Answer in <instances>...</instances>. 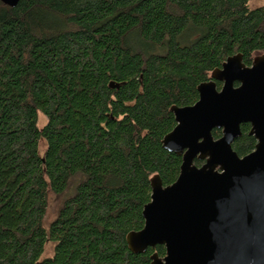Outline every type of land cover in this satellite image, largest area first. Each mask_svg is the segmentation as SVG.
I'll use <instances>...</instances> for the list:
<instances>
[{"label": "trees", "instance_id": "obj_1", "mask_svg": "<svg viewBox=\"0 0 264 264\" xmlns=\"http://www.w3.org/2000/svg\"><path fill=\"white\" fill-rule=\"evenodd\" d=\"M250 1L0 0V264L165 255L164 245L133 252L127 234L144 226L151 178L179 177L182 156L162 143L177 124L171 106L195 103L230 55L250 64L264 52V6ZM249 127L240 155L255 148ZM77 176L47 231L49 194ZM48 240L55 255L40 261Z\"/></svg>", "mask_w": 264, "mask_h": 264}, {"label": "water", "instance_id": "obj_2", "mask_svg": "<svg viewBox=\"0 0 264 264\" xmlns=\"http://www.w3.org/2000/svg\"><path fill=\"white\" fill-rule=\"evenodd\" d=\"M197 89L194 104L171 106L177 124L162 141L183 156L179 177L166 186L151 178L144 226L127 234L128 246L141 253L164 245L151 264H264V53L251 66L240 52L229 56ZM245 123L257 143L240 156L233 144Z\"/></svg>", "mask_w": 264, "mask_h": 264}, {"label": "rangeland", "instance_id": "obj_3", "mask_svg": "<svg viewBox=\"0 0 264 264\" xmlns=\"http://www.w3.org/2000/svg\"><path fill=\"white\" fill-rule=\"evenodd\" d=\"M249 6L251 8L264 6V0H251L249 2ZM243 62L245 64H248L245 61H243ZM216 68H218V67H216ZM212 72H211L210 76L212 75ZM47 122H48V117L44 113L39 112V118H38V126H39V128H43L47 124ZM221 132L222 131L219 130V129L214 130L213 131L214 137L215 138L220 137L221 136ZM249 132H250V127L248 128V133ZM249 135H250V133H249ZM234 146H235V144H233V147ZM46 149H47V145H46V143L44 141V142L41 143V146H40V154L44 155L45 152H46ZM234 149H235V147H234ZM241 156H243V155H241ZM196 164H200V161H197ZM80 180H81L80 176H77V177L73 178L72 182L70 183V185L68 187V189L66 191H64L60 195H56L54 193H50L49 194V200H48L49 204H48L46 215L44 217V227L46 228L47 231H50L51 225L57 219V216H58L61 208L63 207L65 201L67 199H69L70 197H72L76 193L77 184L80 182ZM56 246H57V243L55 241L48 240L46 242V244H45L44 251L42 252V254L40 256V261H42V260H44L46 258H49V257H53L55 255Z\"/></svg>", "mask_w": 264, "mask_h": 264}, {"label": "flooded vegetation", "instance_id": "obj_4", "mask_svg": "<svg viewBox=\"0 0 264 264\" xmlns=\"http://www.w3.org/2000/svg\"><path fill=\"white\" fill-rule=\"evenodd\" d=\"M264 53V52H263ZM263 53H260V54H263ZM260 54H258V55H260ZM234 55V54H233ZM258 55H256V56H258ZM256 56H254V58L256 57ZM254 58H253V60H252V62L250 63V64H246L247 66H251L252 64H253V61H254ZM243 61H244V59H243ZM222 66V65H221ZM220 66V67H221ZM217 85H218V88H219V90L222 88V85H223V82H220V81H217ZM236 85H237V83H236ZM194 104V103H193ZM249 124V123H248ZM249 126H250V124H249ZM250 128H251V126H250ZM169 133V132H168ZM256 139V138H255ZM256 143H257V140H256ZM255 146H256V144H255ZM255 149V148H254ZM253 149V150H254ZM252 150V151H253ZM251 151V152H252ZM250 153V152H249ZM249 153H247V154H249ZM179 155V154H178ZM246 155V154H245ZM182 156V155H181ZM241 156V155H240ZM244 156V155H243ZM182 160H183V156H182ZM197 161H200V164H196V165H198V166H201L205 161H203V160H199L198 158H196V160H195V163L197 162ZM164 184V183H163ZM166 186V185H165ZM152 188V187H151Z\"/></svg>", "mask_w": 264, "mask_h": 264}]
</instances>
